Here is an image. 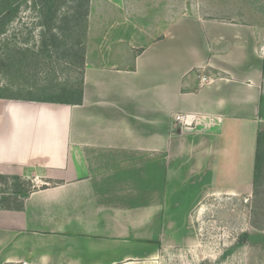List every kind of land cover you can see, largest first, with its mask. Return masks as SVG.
Masks as SVG:
<instances>
[{
    "label": "crops",
    "instance_id": "obj_1",
    "mask_svg": "<svg viewBox=\"0 0 264 264\" xmlns=\"http://www.w3.org/2000/svg\"><path fill=\"white\" fill-rule=\"evenodd\" d=\"M104 1L167 9L165 27L126 67L85 65L79 105L0 99V174L48 184L0 210V264H161L199 246L209 198L251 194L264 0H227L231 17Z\"/></svg>",
    "mask_w": 264,
    "mask_h": 264
},
{
    "label": "rangeland",
    "instance_id": "obj_2",
    "mask_svg": "<svg viewBox=\"0 0 264 264\" xmlns=\"http://www.w3.org/2000/svg\"><path fill=\"white\" fill-rule=\"evenodd\" d=\"M92 1L86 17L81 11L69 13L54 43L52 34L38 26L39 13L31 1L22 5L0 37L1 97L34 100L78 89L85 65L126 67L165 27L167 9L119 10L104 0ZM230 4L221 0L222 8L215 9L216 0H176V15L231 17ZM262 172L256 194L251 191L249 198H209L203 213L195 212L199 246L164 251L161 264H264V157ZM23 177L30 188L48 186L30 172Z\"/></svg>",
    "mask_w": 264,
    "mask_h": 264
},
{
    "label": "trees",
    "instance_id": "obj_3",
    "mask_svg": "<svg viewBox=\"0 0 264 264\" xmlns=\"http://www.w3.org/2000/svg\"><path fill=\"white\" fill-rule=\"evenodd\" d=\"M31 5L39 13L38 26L43 28L47 33L52 34L51 42L54 43L62 31V24L69 21V17L74 13L80 12L81 15L87 16L89 0H30ZM29 0H0V37L3 36L8 26L16 19L19 9ZM70 3L66 12L59 15L64 5ZM69 13H72L69 15ZM56 33V34H55ZM82 74L78 89H63L59 94L28 100L39 103L79 105L82 101ZM0 99H10L1 97ZM25 100V99H23ZM264 157V132L257 134V147L253 169L252 191L256 194V189L261 181ZM30 183L19 176H8L0 174V210L20 211L23 208V201L29 196ZM248 235L244 234L246 238Z\"/></svg>",
    "mask_w": 264,
    "mask_h": 264
},
{
    "label": "built area",
    "instance_id": "obj_4",
    "mask_svg": "<svg viewBox=\"0 0 264 264\" xmlns=\"http://www.w3.org/2000/svg\"><path fill=\"white\" fill-rule=\"evenodd\" d=\"M201 82H206V79L204 77L201 78ZM184 118L185 117L183 115L178 114V115H176L174 117V121L177 122V123H179L180 125H183V124H185Z\"/></svg>",
    "mask_w": 264,
    "mask_h": 264
}]
</instances>
